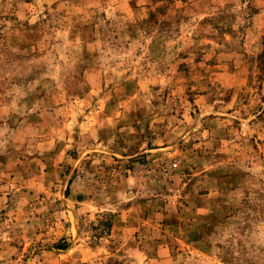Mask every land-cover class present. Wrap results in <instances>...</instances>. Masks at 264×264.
Instances as JSON below:
<instances>
[{
  "label": "rangeland",
  "instance_id": "rangeland-1",
  "mask_svg": "<svg viewBox=\"0 0 264 264\" xmlns=\"http://www.w3.org/2000/svg\"><path fill=\"white\" fill-rule=\"evenodd\" d=\"M0 264H264V0H0Z\"/></svg>",
  "mask_w": 264,
  "mask_h": 264
}]
</instances>
